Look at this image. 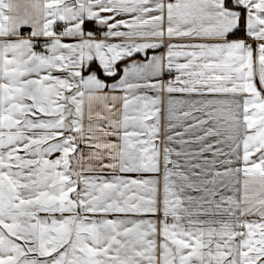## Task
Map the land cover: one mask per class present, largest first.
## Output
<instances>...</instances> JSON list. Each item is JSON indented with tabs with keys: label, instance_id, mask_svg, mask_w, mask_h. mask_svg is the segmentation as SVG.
Listing matches in <instances>:
<instances>
[{
	"label": "snow or ice",
	"instance_id": "6c2138e0",
	"mask_svg": "<svg viewBox=\"0 0 264 264\" xmlns=\"http://www.w3.org/2000/svg\"><path fill=\"white\" fill-rule=\"evenodd\" d=\"M0 264H264V0H0Z\"/></svg>",
	"mask_w": 264,
	"mask_h": 264
}]
</instances>
